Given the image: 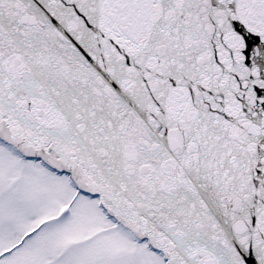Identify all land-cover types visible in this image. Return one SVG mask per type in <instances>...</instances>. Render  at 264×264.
<instances>
[{
    "label": "snow or ice",
    "instance_id": "1",
    "mask_svg": "<svg viewBox=\"0 0 264 264\" xmlns=\"http://www.w3.org/2000/svg\"><path fill=\"white\" fill-rule=\"evenodd\" d=\"M0 264H264V0H0Z\"/></svg>",
    "mask_w": 264,
    "mask_h": 264
}]
</instances>
